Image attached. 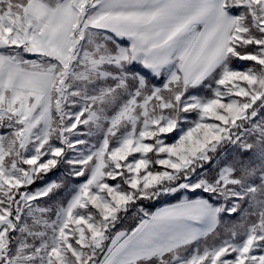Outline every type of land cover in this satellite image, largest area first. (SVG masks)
I'll use <instances>...</instances> for the list:
<instances>
[{"label": "snow or ice", "instance_id": "1", "mask_svg": "<svg viewBox=\"0 0 264 264\" xmlns=\"http://www.w3.org/2000/svg\"><path fill=\"white\" fill-rule=\"evenodd\" d=\"M0 264H264V0H0Z\"/></svg>", "mask_w": 264, "mask_h": 264}, {"label": "rangeland", "instance_id": "2", "mask_svg": "<svg viewBox=\"0 0 264 264\" xmlns=\"http://www.w3.org/2000/svg\"><path fill=\"white\" fill-rule=\"evenodd\" d=\"M160 206L162 207V206H164V205H158L157 207H160ZM146 207H149V210L151 209V208H150L151 206H146ZM157 207H156V208H157ZM156 208L154 209V211L156 210ZM126 224H127V226H131V225H132V221H128V222H126Z\"/></svg>", "mask_w": 264, "mask_h": 264}, {"label": "trees", "instance_id": "3", "mask_svg": "<svg viewBox=\"0 0 264 264\" xmlns=\"http://www.w3.org/2000/svg\"><path fill=\"white\" fill-rule=\"evenodd\" d=\"M52 178H55L54 176L52 177ZM168 202H170V203H174L175 201L174 200H172V201H168ZM160 205H163V204H160ZM158 206V205H157ZM156 206V207H157ZM156 207H150L151 209H150V211H154V209L156 208ZM126 226H127V224H126Z\"/></svg>", "mask_w": 264, "mask_h": 264}, {"label": "crops", "instance_id": "4", "mask_svg": "<svg viewBox=\"0 0 264 264\" xmlns=\"http://www.w3.org/2000/svg\"><path fill=\"white\" fill-rule=\"evenodd\" d=\"M161 207V206H160Z\"/></svg>", "mask_w": 264, "mask_h": 264}]
</instances>
